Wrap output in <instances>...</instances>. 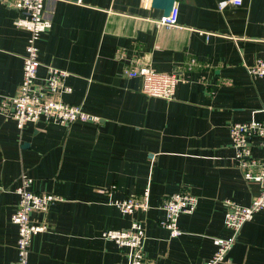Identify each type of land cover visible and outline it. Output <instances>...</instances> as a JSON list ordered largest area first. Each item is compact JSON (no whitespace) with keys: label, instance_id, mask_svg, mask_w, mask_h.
Returning <instances> with one entry per match:
<instances>
[{"label":"crops","instance_id":"crops-1","mask_svg":"<svg viewBox=\"0 0 264 264\" xmlns=\"http://www.w3.org/2000/svg\"><path fill=\"white\" fill-rule=\"evenodd\" d=\"M174 0L176 26L159 23L152 0H46L50 28L38 41L37 76L48 67L68 73L71 93L62 100L98 122L27 123L19 130L0 111V264L17 259V227L11 221L18 178L60 200L30 220L45 230L32 237L30 264H129V251L103 239L106 230L145 232L146 264H203L227 239L228 200L247 206L259 193L233 161V123L264 126V77L245 65L264 56V0ZM18 13L0 0V103L17 94L22 80L26 30ZM194 60V66L185 64ZM148 65L176 70L171 100L141 92L139 77L124 70ZM252 155L264 159V136L250 139ZM149 193L145 213L122 214L114 205ZM197 198L193 213L178 219L170 238L158 222L164 198L179 191ZM220 264H264V210L238 231Z\"/></svg>","mask_w":264,"mask_h":264},{"label":"built area","instance_id":"built-area-1","mask_svg":"<svg viewBox=\"0 0 264 264\" xmlns=\"http://www.w3.org/2000/svg\"><path fill=\"white\" fill-rule=\"evenodd\" d=\"M7 7L15 10L18 17L13 23L16 27L28 32V39L23 55L22 80L17 94L7 97L0 103V111L14 120L19 130L27 123L38 121L53 122L69 126L75 122H98V118L84 112L81 107L74 106L62 100L63 95L70 94L71 88L65 84L68 73L55 67H48L43 78L37 76L40 66L38 61V41L51 26L46 16L44 3L46 0H1ZM230 4L239 6L241 0H230ZM178 8L173 4L168 16L161 17L159 23L166 27L176 26ZM190 59L185 64L186 69L194 66ZM250 76L264 77V56L259 57L251 65H245ZM127 78L139 77L142 80V94L171 100L180 82L177 71L159 72L148 65H139L124 70ZM253 136H264V126L257 121L250 123H233L229 127V137L234 152L233 161L243 179L256 182L259 193L247 206H241L231 201H224L226 213L224 225L232 232L227 239L213 238L215 251L211 258L203 264H220L225 260L228 251L234 244L236 234L241 227L259 211L264 210V159L253 157L250 139ZM32 179L26 174L18 178V185L13 189L19 200L16 211L11 215V221L17 227V259L13 264H30L29 251L33 236L45 230V226L35 225L30 220L33 212H45L50 206L60 200L54 194H39L31 189ZM4 190L0 186V191ZM149 193L145 189L141 197H126L114 202L115 207L126 215L135 212L145 213L149 209ZM197 206V198L187 191H179L164 198L162 209L164 218L158 224L165 229L170 238L178 237L181 231L178 219L182 214H191ZM103 239L111 240L119 247L128 249L129 264H146L143 250L145 232L142 223L133 220L128 229L106 230L101 233Z\"/></svg>","mask_w":264,"mask_h":264},{"label":"water","instance_id":"water-1","mask_svg":"<svg viewBox=\"0 0 264 264\" xmlns=\"http://www.w3.org/2000/svg\"><path fill=\"white\" fill-rule=\"evenodd\" d=\"M173 4L174 0H152L151 2L153 8L162 10L163 16L169 15Z\"/></svg>","mask_w":264,"mask_h":264}]
</instances>
